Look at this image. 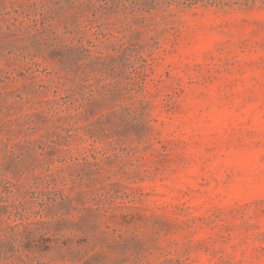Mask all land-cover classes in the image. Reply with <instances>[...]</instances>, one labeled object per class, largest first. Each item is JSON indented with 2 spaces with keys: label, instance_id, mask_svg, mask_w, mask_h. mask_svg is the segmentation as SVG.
Masks as SVG:
<instances>
[{
  "label": "rangeland",
  "instance_id": "1",
  "mask_svg": "<svg viewBox=\"0 0 264 264\" xmlns=\"http://www.w3.org/2000/svg\"><path fill=\"white\" fill-rule=\"evenodd\" d=\"M0 264H264V0H0Z\"/></svg>",
  "mask_w": 264,
  "mask_h": 264
},
{
  "label": "trees",
  "instance_id": "2",
  "mask_svg": "<svg viewBox=\"0 0 264 264\" xmlns=\"http://www.w3.org/2000/svg\"><path fill=\"white\" fill-rule=\"evenodd\" d=\"M55 15H56V11H54L53 14L51 13V11H48L47 13L42 14L43 20L46 22H49V23H47L46 26H42V27L40 26V28H59L58 26H55L53 24V22L55 20ZM34 27H37V26L35 25ZM63 28H64L63 33H65V31L67 30V22H65V25L63 26ZM52 34L56 35V30H53ZM56 57H57V54L54 52L52 55V58H56ZM59 61H60V63H62L63 60L61 58H59Z\"/></svg>",
  "mask_w": 264,
  "mask_h": 264
}]
</instances>
